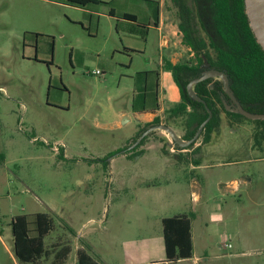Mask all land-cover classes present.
I'll list each match as a JSON object with an SVG mask.
<instances>
[{
	"label": "rangeland",
	"instance_id": "obj_1",
	"mask_svg": "<svg viewBox=\"0 0 264 264\" xmlns=\"http://www.w3.org/2000/svg\"><path fill=\"white\" fill-rule=\"evenodd\" d=\"M157 1L102 0L81 8L66 0H0V264H19L11 227L19 215L31 222L38 213L51 215L55 228L45 242L71 240L66 264L76 262L80 246L100 264H131L162 259L161 217L192 211L197 254L202 242L228 252L224 244L239 231L250 239L246 254L221 264H264V129L258 122L239 118L185 157H177L174 140L161 130L145 136L140 155L127 153L140 130L132 111L141 104L134 99L140 72H151L157 94L154 71L163 74L164 107L176 105L177 92L160 65L167 52L162 34L153 28L147 40L130 37L109 13L154 22ZM162 1L176 31L169 57L193 58L178 7ZM171 125L182 137V120ZM205 154L210 167L193 170L190 163ZM197 180L201 202L192 196Z\"/></svg>",
	"mask_w": 264,
	"mask_h": 264
},
{
	"label": "trees",
	"instance_id": "obj_2",
	"mask_svg": "<svg viewBox=\"0 0 264 264\" xmlns=\"http://www.w3.org/2000/svg\"><path fill=\"white\" fill-rule=\"evenodd\" d=\"M66 1L81 8L102 2V0ZM173 2L178 7L176 15L179 30L183 35V43L194 55L193 58L177 64L169 60L165 62V69L172 73L181 92V102L166 114L175 122L182 120L185 130L182 139L187 141L195 136L201 124L208 118V109L212 112L213 116L200 136L202 139L200 144L198 145L199 142L196 141L186 148H194L192 153H197L202 145L210 143L213 134L219 130L223 114L231 119L246 118L226 110L223 100L228 102L229 97L224 93V85L219 79H207L194 86L195 92L205 104L190 98L187 85L193 79L200 77L207 68L224 71L243 108L251 113L264 114V51L249 26L244 0H173ZM156 16L153 22L155 24L159 17V7ZM121 17L134 18L130 14ZM136 25L143 27V30L136 29ZM131 28L133 33L145 38L149 24L137 22ZM154 72L158 86L159 73ZM150 73L139 74L140 86L134 94V99L141 104L132 105L134 111L159 109L157 91L150 89L149 86ZM256 122L264 128V121ZM161 123V118H155L153 122L143 125L139 123L140 130L133 143L148 128ZM147 138L145 137L136 148L127 153L138 151ZM141 153L138 151L136 156ZM195 165H200V160L196 159ZM191 222L190 215L163 218L166 262L177 263L193 257ZM11 227L14 253L19 264H66L73 252L70 242L58 241L50 247L46 244V236L55 228L54 220L49 213L36 214L33 222L26 215L16 216L12 220ZM76 256L75 264H100L85 248H78Z\"/></svg>",
	"mask_w": 264,
	"mask_h": 264
},
{
	"label": "crops",
	"instance_id": "obj_3",
	"mask_svg": "<svg viewBox=\"0 0 264 264\" xmlns=\"http://www.w3.org/2000/svg\"><path fill=\"white\" fill-rule=\"evenodd\" d=\"M157 2H158V7H159V17L157 19V23L156 24L153 23L150 18H148L147 21L146 20L145 21H146V23L149 24V30L155 28L160 34H162L161 47H163V49L166 50L167 52L164 53L163 56H161L160 65L165 71H167L165 69L166 60H169L173 64H177V59L174 58V56H176V54L175 55L173 54L172 56L169 57V54L172 53V51H173V47H176V44H171V45L169 44L171 42V39L176 34V31H175V25L173 23H171V22H168L165 19V17H164V13H163L164 3H163V1L162 0H158ZM125 14H130L131 16H134V18L133 17L132 18H130V17L122 18L121 16H123ZM109 15L112 18L119 19L121 21V23L123 24L122 30L127 35H129L130 37L131 36L132 37H137V38L140 37L139 35L133 33V28H131L135 24H137V22H139V17L136 14L130 13V12H123V13H121V15H117V12H116L115 9H110ZM148 35H149V31H148L147 36ZM147 36L145 38H143V39L147 40ZM166 41L168 43H166ZM127 50H133V49L130 48V47H127ZM157 72L159 73V84H158L159 85V88H158V108L159 109H157L156 111H144V112L134 111L132 109V111H133L134 115L137 117L139 123L142 124V125L146 124V123L153 122V120L155 118H161L162 119V123H164V124L168 123V126L171 127V126H173L171 124H173V123L175 124L176 122H175V120L173 118H170L166 114V112L168 110L174 108L176 105H178L181 102V92H180L179 87L175 83V80L173 78L172 73L170 72L171 75H172L173 81L175 83V85L173 87H171V88H172L173 91L177 92V100L175 101L176 105L174 107H170V108L164 107V105H162V103H164V99L162 97H160V95H159V90L162 87V81L161 80H162V75L163 74L160 71H157ZM164 94L166 95L167 91H164ZM165 116H166V118H164ZM234 121H238V119H231V118H228V117L222 115L220 128L214 134H216V135L217 134H221V132L223 131L222 129H224L225 126L226 127H230L231 124ZM233 125L238 126L240 124L234 123ZM221 126L223 128H221ZM214 138L215 137L212 136V139H211L210 143L213 142ZM153 146L154 145L148 146L146 148L147 151H150ZM205 146H201V149H203ZM193 150L194 149L180 150L178 155H183V157H185V155L188 156L189 153L191 154V152H193ZM202 151H204V150H202ZM204 152L207 153V154L209 153L208 150H205ZM207 154L203 155L202 158L198 159V160H200V165H194V164L190 163V166L193 168V170H195V171L196 170H202V169H206V168L210 167L207 159L205 158L207 156ZM232 184L234 185V189L237 190L240 183L237 180H233ZM193 189L194 190L192 192V196L194 197V200L196 202H201L202 201L201 187L198 184V180L194 182ZM179 215H190L192 217V222L191 223H192V239H193V250H194L193 257L190 258V259L181 260V261H179L177 263L166 262L165 247H164V237H163V227H162L161 228L162 229L161 244H162V248H163L164 257L162 259H151V260H144L143 259V260H141L139 262H133L131 264H184V263H190V264H221L224 260H227V259H230V258H241L242 256H244L246 254V252H244L243 249L248 245V241L250 239H248V236H246L244 233L239 232V231L237 233L232 234V238H233V240L236 239L235 240L236 242L235 241H231L230 242L232 244V247L226 249V251H228V252H226V253H215L213 251L214 247H212V249H210L212 243L202 242L201 245L203 246V251H202V253L197 254L196 248H197L198 243H196V233H195V222H196V219H197V214H196L195 211H192L189 214H178V215H175V216H179ZM165 217H171V216H163V217H161V219H160L161 226H162V220ZM198 231H199V228H198ZM227 233H229V232H227ZM204 234L205 233H203V235ZM203 235H202V237H203ZM224 236H226V238H229V237H227V234L226 235H220V240L216 243V245L218 247L223 245L221 242H222ZM61 238H62L61 236L58 237V239H60V240H61ZM0 239H1V236H0ZM61 241L70 242L71 240L62 239ZM159 243H160V240H159ZM80 248H83V247L80 246ZM218 250L221 251V249H219V248H218ZM223 250H225V249H223Z\"/></svg>",
	"mask_w": 264,
	"mask_h": 264
},
{
	"label": "water",
	"instance_id": "obj_4",
	"mask_svg": "<svg viewBox=\"0 0 264 264\" xmlns=\"http://www.w3.org/2000/svg\"><path fill=\"white\" fill-rule=\"evenodd\" d=\"M245 4V13L247 15L249 26L256 38L257 43L261 46L264 51V0H244ZM208 66V65H206ZM215 78L222 81L224 85V93L230 98L231 105H227V101L224 99L223 102L225 104L226 110L240 114L247 119L250 120H264V114L251 113L243 108L240 102L237 100L232 88L231 82L226 72L220 71L214 68H207L200 77L193 79L187 85V92L190 98L193 100L202 102L205 104L204 100L200 98L194 90V86L197 83L203 82L207 79ZM209 116L208 118L201 124L195 136L190 140H182L177 133L168 125L161 123L159 125L153 126L145 131L140 138L132 145V149L135 148L141 141L145 138V136L156 130L165 131L171 135L172 139L179 147L186 148L197 141L203 132L207 123L211 120L213 114L208 109Z\"/></svg>",
	"mask_w": 264,
	"mask_h": 264
},
{
	"label": "flooded vegetation",
	"instance_id": "obj_5",
	"mask_svg": "<svg viewBox=\"0 0 264 264\" xmlns=\"http://www.w3.org/2000/svg\"><path fill=\"white\" fill-rule=\"evenodd\" d=\"M166 43H168V42L166 41ZM188 49H189V51H191L190 48H188ZM193 55H194V54L191 52V53H190V56L193 57ZM202 73H203V72H202ZM210 79H215V78H210ZM231 103H232V102H231V100H230V98H229V101L227 102V105L230 106ZM225 108H226V107H225ZM255 121H264V120H255ZM165 123H166V122H165ZM220 124H221V122H220ZM166 125H168V123H166ZM155 126H156V125H155ZM152 127H153V126H152ZM150 128H151V127H150ZM148 129H149V128H148ZM148 129H147V130H148ZM263 129H264V128H263ZM147 130H146V131H147ZM144 132H145V131H144ZM144 132H143V133H144ZM143 133H142V134H143ZM142 134H141V135H142ZM201 134H202V133H201ZM183 135H184V134H183ZM200 136H201V135H200ZM182 137H183V136H182ZM182 137L180 136L181 139H182ZM199 139H201V138L199 137ZM199 139L197 140V142L199 141ZM182 140H183V139H182ZM195 142H196V141H195ZM174 143H175V142H174ZM133 144H134V143H133ZM199 144H200V143H198V145H199ZM175 146H176V149H177V150H174V148H172V149H171L172 151H177V152H179L180 150H184V149L187 148V147H186V148L179 147V145L176 144V143H175ZM188 147H189V146H188ZM179 148H182V149H179ZM133 149H134V148H133ZM133 149H132V150H133ZM193 149H194V148H193ZM128 151H131V150H128ZM122 154H124V153H122Z\"/></svg>",
	"mask_w": 264,
	"mask_h": 264
},
{
	"label": "built area",
	"instance_id": "obj_6",
	"mask_svg": "<svg viewBox=\"0 0 264 264\" xmlns=\"http://www.w3.org/2000/svg\"><path fill=\"white\" fill-rule=\"evenodd\" d=\"M94 74L95 75H100L101 74V71H99V70H96L95 72H94ZM232 247V244L229 242V243H226V244H224V248H231Z\"/></svg>",
	"mask_w": 264,
	"mask_h": 264
}]
</instances>
